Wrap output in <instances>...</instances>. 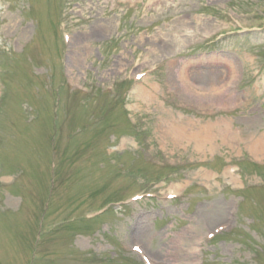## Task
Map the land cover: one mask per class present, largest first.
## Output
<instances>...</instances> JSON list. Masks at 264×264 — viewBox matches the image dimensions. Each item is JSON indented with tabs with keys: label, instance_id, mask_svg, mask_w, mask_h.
<instances>
[{
	"label": "rangeland",
	"instance_id": "1",
	"mask_svg": "<svg viewBox=\"0 0 264 264\" xmlns=\"http://www.w3.org/2000/svg\"><path fill=\"white\" fill-rule=\"evenodd\" d=\"M131 5L136 7L119 6L118 0H0V134L9 143L6 149L0 144V165L6 159L4 176H16L15 170L21 169L28 181L26 193L14 190L13 184L0 188L6 208L0 209V264H31L34 258L36 264H140L133 246H139L152 264H243L250 252L264 249V182H258L264 172L255 174L247 167L249 160L237 164L241 176L232 169L231 164L244 158L243 151H249L248 144L234 139L235 146H230L219 132L226 126L217 124L218 119L229 121L228 127L244 141L264 135V0H135ZM241 13L251 14L246 27L234 29V21H223ZM62 31L71 37L68 48L74 49L66 66L90 77L93 84L115 85L116 95L86 100L61 91ZM226 61L236 65L231 82L238 83L233 95L225 88L233 96L228 101L224 96L190 97L182 91L178 71L183 63H193L188 80L197 88L230 76ZM37 67L49 68H40L45 77L34 70ZM143 71V87L154 94L149 104L135 98V85L129 83ZM206 72L221 75L211 81L198 76ZM52 99H57V113L51 110ZM122 99L151 115L155 150L178 160L184 157L179 162L186 170L167 181L170 185H154L151 181L165 173L145 170L135 156L140 143L125 123ZM227 102L242 103L239 113L225 119L215 115V106ZM172 125L185 127L182 137L168 132ZM201 127L208 128V134L194 136ZM57 144L60 175L64 172L65 179L72 171L81 172L73 198L61 197L58 188L61 208L82 205L86 212L106 194L122 196L139 189L140 194H158L178 187L188 197L181 203L146 197L126 210H113L107 227H102L103 220L83 229L63 228L44 235L39 244L43 201L48 199L47 168L50 161L57 164L50 150ZM101 163L104 170L99 169ZM119 166L127 174H139V180L119 177ZM226 170L234 171L237 179L226 176ZM255 182L261 185L236 194L238 186ZM198 183L206 191L196 187ZM60 218L52 211L45 224L50 229ZM223 227L234 231L208 244V235ZM90 248L97 258L90 259ZM257 264H264V250Z\"/></svg>",
	"mask_w": 264,
	"mask_h": 264
},
{
	"label": "bare ground",
	"instance_id": "2",
	"mask_svg": "<svg viewBox=\"0 0 264 264\" xmlns=\"http://www.w3.org/2000/svg\"><path fill=\"white\" fill-rule=\"evenodd\" d=\"M226 63L228 65L231 66V71H230V76H227V79L230 78V81L232 79H235L236 77V74H237V67L236 65H234L232 62H229V61H226ZM189 63L188 62H185L181 65V68L179 69L178 71V79L181 80V83H182V91L187 94L188 96L190 97H198V98H215V97H222L223 96L226 99V101H228V99L231 98V95L229 93H225L227 91H225V89L222 87H218L220 85H227V84H230V81H227V80H224L219 82V83H216L215 85H211V88L209 90V94L208 95H197V94H191V91L187 89V83L189 82L188 80V69H189ZM221 75L220 73H201L199 74L198 76L201 77L202 79L203 78H208L210 79H214L216 77H219ZM209 81V80H208ZM223 83V84H222ZM208 86L209 88V85H206ZM224 86V87H225ZM218 87V88H217ZM227 87V86H226ZM203 88H198V90H202ZM156 87L154 88V91H156ZM219 91V92H217ZM154 94L149 91L148 89H146L145 87H138L135 89V96L137 99L139 100H142L143 102L149 104L152 100V98L154 97L153 96ZM233 103V102H231ZM230 102L228 103H223V104H218L215 106V108L217 107H222V106H229ZM199 107H202L203 109H209V108H212L211 106H199ZM217 120V119H216ZM190 122H193V121H190ZM217 124H223L226 126V128H224L222 131H219L221 135H223V140L226 141L227 143L230 144V146L234 147L235 146V142L233 141L234 139H237L243 143H247L249 150L254 153L255 155H264V135L263 136H260V137H257L256 135H253L254 133H252L253 136H250L249 140L248 141H244L245 139L238 136V133H235L233 131H231V129L228 127V124H229V121H226V120H222V119H218L217 120ZM185 127L180 129V128H177L175 126H170L169 127V131L168 132H173L174 133V136L177 138L178 136L182 137V135L185 133L184 131ZM209 132V129L208 128H205V127H201L200 129H198L197 131L193 132V135L196 136H201V135H204L205 133L208 134ZM242 138V139H241ZM201 140V138H200ZM250 142V143H249ZM205 143V142H204ZM199 145H201V142L199 143ZM198 148H201V146H198ZM261 158V157H260ZM226 176H229V175H232L233 178H235V175H233V171H229V170H226ZM207 177V174L205 175ZM236 179V178H235ZM241 186H238L237 188H239ZM175 191H180V190H175Z\"/></svg>",
	"mask_w": 264,
	"mask_h": 264
}]
</instances>
